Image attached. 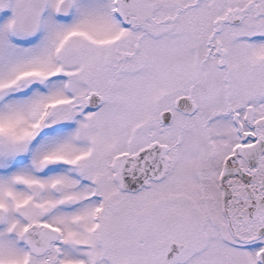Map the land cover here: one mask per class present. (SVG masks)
I'll list each match as a JSON object with an SVG mask.
<instances>
[{
	"label": "snow or ice",
	"instance_id": "6c2138e0",
	"mask_svg": "<svg viewBox=\"0 0 264 264\" xmlns=\"http://www.w3.org/2000/svg\"><path fill=\"white\" fill-rule=\"evenodd\" d=\"M0 264H264V0H0Z\"/></svg>",
	"mask_w": 264,
	"mask_h": 264
}]
</instances>
